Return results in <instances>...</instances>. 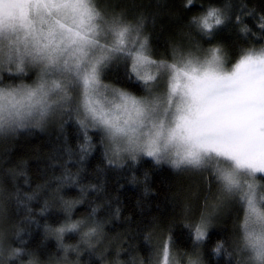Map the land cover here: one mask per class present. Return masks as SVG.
<instances>
[{"label": "snow or ice", "instance_id": "obj_1", "mask_svg": "<svg viewBox=\"0 0 264 264\" xmlns=\"http://www.w3.org/2000/svg\"><path fill=\"white\" fill-rule=\"evenodd\" d=\"M185 7H194L193 0ZM230 12V3L210 6L191 24L211 38L234 20L248 36L252 30L243 19L245 12ZM256 27L264 34V16ZM143 28V18L134 22L123 11H107L100 0H0V81L5 73L20 79L35 75L30 84L0 86V133L67 116L83 136L81 160L95 147L91 132L99 137L109 164L144 156L177 171L208 173L218 191L213 209L235 201L243 210L237 264H264V47L242 50L230 69L221 46L174 48L170 60L161 59L152 55ZM114 64L125 66L143 95L103 82L105 70ZM74 184L75 176L67 174L53 194L64 217L45 231L63 255L48 264H75L69 257L79 255L80 244L94 248L104 238L96 208L74 218L83 199L60 195L64 186ZM86 191L80 189L81 197ZM48 208L45 202L42 214ZM211 215L202 212L185 225L194 249L207 239ZM68 234L79 237V244L66 245ZM4 239L0 231V264H23L22 250L5 247ZM222 249L218 242L213 251ZM27 255L28 264H42L34 254ZM148 264L203 262L195 250L182 260L168 236Z\"/></svg>", "mask_w": 264, "mask_h": 264}, {"label": "trees", "instance_id": "obj_2", "mask_svg": "<svg viewBox=\"0 0 264 264\" xmlns=\"http://www.w3.org/2000/svg\"><path fill=\"white\" fill-rule=\"evenodd\" d=\"M111 0V10L123 11L129 20H144L143 33L149 38L155 58L171 59L174 48L182 51L221 46L227 54V66L239 59L242 50L264 47V34L256 27L264 16V0ZM231 4V15L245 12V23L252 30L243 35L233 21L226 23L211 37H204L191 24L193 17L208 7ZM252 15H247V13ZM202 54V53H201ZM4 78L7 75H3ZM103 81L135 95H143L141 86L129 80L123 64L105 70ZM92 136L94 149L83 160L80 145L84 142L74 119L62 117L47 128H25L0 140V206L4 218L0 231L6 245L22 250L27 263L32 253L43 264L63 255L57 240L46 233V226L62 221L64 213L53 198L56 187L67 174L75 176V184L64 186L65 199H83L73 213L74 218L87 215L96 208V219L103 222V240L93 248H84L79 264H132L140 260L148 264L151 254L163 240L171 237L176 252L183 259L198 251L203 264H237L236 253L242 210L233 209L229 216L215 223L203 245L194 244L185 225L199 217L191 214L180 199L189 182V174L156 164L151 159L129 161L124 165L109 164L99 137ZM78 185V186H76ZM86 189L81 197L80 189ZM33 196L32 200L26 199ZM18 197L20 202L18 201ZM48 202L47 212H43ZM223 249L216 254L217 243ZM66 245L79 244L71 234ZM73 256L70 254V258Z\"/></svg>", "mask_w": 264, "mask_h": 264}, {"label": "rangeland", "instance_id": "obj_3", "mask_svg": "<svg viewBox=\"0 0 264 264\" xmlns=\"http://www.w3.org/2000/svg\"><path fill=\"white\" fill-rule=\"evenodd\" d=\"M100 4L105 10L111 11V0H100ZM226 67L229 69L231 68L230 66H227V64H226ZM3 75H7V74L5 73ZM34 79H35V75L31 72L29 73L28 76L24 77L23 79L12 78V77H9L7 75V77H5V78L3 76V80L0 81V86H6V85L15 86V85H18L20 83L30 84L33 82ZM103 82L106 83L105 81H103ZM64 117L68 118L67 116H64ZM61 118L62 117L52 118V119H49L48 121L44 122L40 127H31V128L45 129L51 123L56 122L57 120H60ZM11 134H13V133H7V134L0 133V140H1V138L8 137ZM144 158L152 160V158H148V157H144V156L139 157L137 160L144 159ZM129 161H132V160L128 159L127 157H124V158L119 159L116 163H114V165H116V166H120L122 164L124 165L126 162H129ZM161 165H165V166H168V167H171L172 169H174L171 165H169L167 163H162ZM185 172L189 174V182L187 183L185 192L183 193V195H181L180 199L183 201V203L188 204L189 209H190V213L192 215L193 214L194 215L195 214L200 215L202 212H208V213L212 214L211 215V224H210L208 231H210L212 228H214L216 222H218L219 220H223L224 218L229 216L233 209H241L242 210L241 206L238 203H236L235 201H227L224 205H222L221 207L214 210L213 204L216 201L218 191H217V185L212 181L211 175L208 173H195V172H187V171H185ZM206 204H207V207H205ZM242 217H243V210H242ZM70 235L71 234L66 235L64 240L66 239L67 236H70ZM6 240L7 239L5 236L4 242ZM99 243H101V242H99ZM99 243H97V244H99ZM5 247H8V245L5 244ZM84 248L88 249L89 247H87L86 245L80 244L79 255H77L76 253H70L73 257L72 258L69 257V258L72 259L75 262V264H79V259L82 255ZM236 253L239 255L238 252H236ZM240 256L242 258V254H240ZM23 264H28V262L23 263ZM46 264H48V263H46Z\"/></svg>", "mask_w": 264, "mask_h": 264}]
</instances>
